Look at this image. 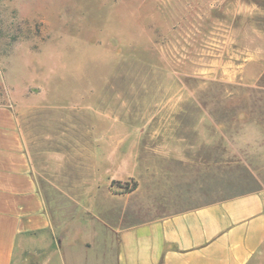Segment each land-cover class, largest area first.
<instances>
[{"label":"rangeland","instance_id":"1","mask_svg":"<svg viewBox=\"0 0 264 264\" xmlns=\"http://www.w3.org/2000/svg\"><path fill=\"white\" fill-rule=\"evenodd\" d=\"M262 88L264 0H0V103L18 115L38 178H55L67 193L71 185L72 206L51 210L55 222L112 218L102 203L93 204L103 194L120 195L122 208L139 185L131 201L140 208L121 209L123 218L134 213L144 221L169 213L166 206H197L256 189L233 150L264 149L254 145L257 124L264 123ZM215 123L214 146L201 144L195 187L168 204L158 193L160 176L145 179L146 163L158 172L165 166L160 141L158 152L142 150L146 126L160 133L162 125ZM102 138L140 144L136 179L98 169ZM242 139L249 142L245 150ZM70 172L72 183L62 175ZM147 181L155 183L154 195H145ZM64 238L46 235L36 249L17 251L13 264H66ZM88 258L71 264H90Z\"/></svg>","mask_w":264,"mask_h":264},{"label":"crops","instance_id":"2","mask_svg":"<svg viewBox=\"0 0 264 264\" xmlns=\"http://www.w3.org/2000/svg\"><path fill=\"white\" fill-rule=\"evenodd\" d=\"M260 90L264 95V88ZM261 125L264 123L257 124L260 130L254 141L257 148L264 147ZM149 127L145 129L149 139H143L142 150L156 153L160 141L159 152L165 166L158 172L146 163L145 179L160 176L158 193L171 204L174 200L170 198L187 194L185 188L195 187L192 179L200 174L202 141L207 142L208 148L214 146L217 124L162 125L160 133L155 126ZM241 127L234 130L242 132ZM158 135L160 140L156 139ZM98 143L103 148L98 153V169L104 175L137 178L140 144L136 140L102 138ZM248 143L242 139L241 148L245 150ZM122 146L128 149L122 150ZM249 151L233 150L244 171L258 183L256 189L197 206H166L169 213L144 221H136L134 213L123 218L121 209L136 212L140 208L135 200L131 201L141 188L139 185L124 196L129 202L122 208L120 195L106 198L103 194L101 202L93 204L96 208L102 203L99 208L104 215L111 212L112 218H68L58 223L52 219L51 210L54 214L68 210L66 203L72 206L71 185L67 193L55 178L47 176L43 182L38 178L40 173L32 162L18 115L0 103V264H13L17 251L36 249L46 235L53 237L57 233H64L66 264L86 257L92 259L90 264H264V149ZM122 154L127 156L125 160L121 159ZM62 175L70 182L73 179L71 172ZM80 175L88 178L89 172L82 171ZM155 186L153 181H147L144 187L149 190H145V195H154ZM88 201L86 208L91 207ZM113 201L116 206L111 205Z\"/></svg>","mask_w":264,"mask_h":264},{"label":"trees","instance_id":"3","mask_svg":"<svg viewBox=\"0 0 264 264\" xmlns=\"http://www.w3.org/2000/svg\"><path fill=\"white\" fill-rule=\"evenodd\" d=\"M116 183H119V182H116ZM134 188H135V186L131 187L129 191H132Z\"/></svg>","mask_w":264,"mask_h":264}]
</instances>
